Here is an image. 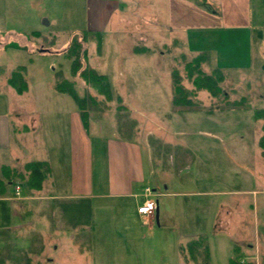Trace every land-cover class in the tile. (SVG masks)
Here are the masks:
<instances>
[{"label": "crops", "instance_id": "0c3cea01", "mask_svg": "<svg viewBox=\"0 0 264 264\" xmlns=\"http://www.w3.org/2000/svg\"><path fill=\"white\" fill-rule=\"evenodd\" d=\"M210 1L214 2L215 6L209 9L216 11V14L208 13L204 7L199 6V2L202 3V0H83L84 15L78 19L83 23V27L80 29H89L100 34L101 45L97 51L100 63L105 62L104 66L107 68L114 64L113 61H109L110 58L105 56L102 49L103 32L109 30L114 35L109 51L120 53L117 57V62H121L119 65L129 66L132 63L130 60L137 54L151 52L153 43L166 47L165 41H167L170 45L169 51L176 48L188 53L192 45L191 41L197 42L203 37L206 38L209 28H220V26L228 28L219 31L218 35L221 37L219 41L221 42L228 38L226 36L228 33H233L232 37H235L236 41H241L240 33L232 29L246 27V23L239 25L228 22L217 24L215 27L210 25L208 18L218 16L219 7L224 11L226 5H229L227 0ZM192 7L199 11V14L195 16V21L196 18L198 21L194 26L192 19H190L191 23L182 19V16H187V10L189 18H192ZM194 30L196 31L194 32ZM181 33L182 38H176V35ZM247 36H250V39H246ZM251 37L252 35H246V43L247 40L253 43ZM255 41L254 43H258L257 51L260 56L258 58L261 63L255 68H251L250 64L245 66L221 65L217 62L218 57L215 52L209 48L204 50L198 48L192 52H197L195 55L205 54V61L202 64L205 72L220 68L225 74L224 80L225 78L227 80L232 74L228 69H234L241 76L251 77L254 74L256 78H260V82H263L264 85V38ZM183 46L186 50L182 48ZM178 50L176 51L178 52ZM207 50L211 51L210 55L205 53ZM160 53L161 56L164 55L163 52ZM60 54L65 57L64 53ZM188 56L193 57L194 55ZM211 57H214L216 63L210 70H205L204 65ZM29 58L31 57L29 56ZM168 66L169 63L166 64L165 70ZM11 71L6 65L0 64V79L3 76V80L6 81ZM170 72L168 69L169 76ZM100 74H105L109 82V72ZM23 75L27 82V90L22 94H17L14 90L16 95H11L12 91L7 87V81L5 87L0 85V165H7L13 172H22L24 163L28 161H46L49 165V172L44 175L40 189H30L26 179L17 177L7 179L0 171V180L2 181V183L0 182V264H2L1 257L3 255H7V257L9 255H29L33 264H37L42 259L47 261L45 264H52L55 261L52 255L61 256L62 260H70L71 264H74V260H79L80 255H88L92 239L89 237V232H86L85 227L88 222L85 221L98 209L95 203L99 200L107 201L110 206L122 204V208L125 207L126 215L129 214L134 218V222H139L141 226H152L156 221L158 229L174 231V223L170 226L173 210L171 196L174 197V193L180 195V202L184 206V198L190 192L185 190L184 186H180L178 192L168 191L170 182L160 179L162 174L159 171V166L161 165L164 169L169 166L162 160V164H159V159H155L159 158L161 153L164 156L165 149L168 147H179L192 151L180 143L173 144V141L164 139L162 130L170 132V129H166L160 124L154 129L160 136L155 137L154 133H151L146 135L145 139L139 138L137 120L130 114V110L133 114H141L132 110L129 102L121 98V104H127L130 110H117L112 113V116L109 111L110 107L99 111L95 117L99 124V133L92 134L90 118L95 114L88 111V124L87 128H84L77 105L74 107L70 103L71 108L67 109L54 107L49 103V100L57 98V94L53 93L50 97L33 94L28 81V66H25ZM63 76L73 81L67 77L66 72H63ZM74 80L78 79L74 78ZM247 84L248 88L250 79ZM231 88L236 89L233 85ZM199 93L200 91L197 95L198 99ZM227 95L231 100L238 98L247 100L246 96L238 97L239 91L228 92ZM204 97V101L199 99L200 109L175 112L171 106L170 77L169 109L172 113H188L192 118L199 114V116L204 115L203 117L208 119V114H214V112H218L222 117L230 111L236 112L241 109L251 111L249 104L247 108L225 109L213 105L212 101L215 99L208 93ZM62 101L64 100L62 99ZM121 109H124V105ZM121 113L135 121V125L130 131L128 128H123L117 119V115ZM62 114L68 116L65 131L67 132L66 153L62 171L55 172V168L60 169V167L54 166L53 160L47 156L30 160L21 158L16 150L27 151L28 145L44 149L46 155L47 149H49L47 147L62 148L59 143L57 144L60 138L59 134L49 132L47 129L45 131L44 127L46 123H50L55 130L59 123L57 117ZM233 118L234 115L231 119L233 120ZM231 119L221 118L217 121L219 132L225 134H218V137L222 141L230 142L231 146L237 145L245 139L251 140L253 146H256L257 141L259 148L255 162L251 167L252 170L247 171L240 179L234 177V174L237 175V171L231 169V177L229 176L227 180L231 183L243 180L248 185L256 180L264 181V170L256 165L264 167V156L258 143L263 133L261 129L263 120L253 118L252 127H248L246 134H241L240 117L235 124L231 123ZM259 131L260 133H258ZM22 141H25L24 145L21 144ZM151 144L152 148H150ZM194 159L195 157H193L192 163ZM172 161L173 166L177 164L175 161H178V168L188 165L187 160H177L176 157ZM253 172L255 173L253 174ZM152 180L160 182L163 188L158 185H150ZM16 183L20 186L17 196L14 193ZM221 184L222 189L219 191L200 192L219 197L209 201V205L204 208L206 216L203 218L200 230H197L198 227L189 230L191 232L186 236H189V239L198 235L206 237L210 264H231L229 259L233 260L232 264H240L241 260L246 264H264V186L257 190H239L240 188H231L227 186L228 184ZM224 185L227 188H224ZM146 186H150L152 190L156 208L153 214L144 219L137 215L136 205L144 199L143 188ZM247 192L257 196L256 202L260 201L259 205L258 203L252 205V215L247 212L246 206L240 204V199L229 201L225 197L228 194L235 196ZM160 199L162 202L159 201ZM251 222L256 223V226L251 227ZM80 244L85 245L82 248V253L79 249ZM216 255H218L217 258ZM181 258L183 263L187 264L183 257Z\"/></svg>", "mask_w": 264, "mask_h": 264}, {"label": "rangeland", "instance_id": "374dc122", "mask_svg": "<svg viewBox=\"0 0 264 264\" xmlns=\"http://www.w3.org/2000/svg\"><path fill=\"white\" fill-rule=\"evenodd\" d=\"M227 1L229 5H226L224 11L219 7L218 16L208 18L209 24L215 27L217 24L228 22L239 25L246 23V27L231 28L240 33L239 36L242 42L236 41L235 37H232L233 33L226 34L228 38L221 42L218 33L228 28H222L221 26L220 28H209L206 38L203 37L204 39L202 38L197 42L191 41L192 45L188 53L179 51L176 48L169 51L170 45L167 41H165L166 47L153 43L151 52L137 54L130 60L132 63L125 66V64L119 65L121 62H117L120 53L109 51L114 35L107 30L102 35V49L105 56L107 55L110 58L109 61L114 62L110 68L104 66L105 62L100 63L95 43L89 42L86 44L88 65L98 73L109 72V84L113 95L112 101L109 102L111 116L117 110H130L125 103H123L124 109L119 108L118 105L122 104L117 97L128 101L132 110L134 109L135 112L141 114H133L130 110V114L137 120L139 138L145 139V136L151 133H154L155 137L160 136L154 130L160 124L162 127L170 129V132L162 130L164 139L173 141V144L180 143L192 151L183 150L179 147H168L165 149L166 154L164 156L160 152L159 158L156 157L155 159H159V164H162L163 161L169 166L167 169L162 168L161 165L159 166V171L162 174L160 179L170 182L168 191L178 192L180 186H184L190 194L185 196L184 206L180 202V195L174 193V197L171 196V199L173 198V210L170 226L174 223V231L171 229H158L156 221L153 222L152 226H141L139 222H134V218L129 214L126 215L125 207L122 208V204L120 206H110L107 201L99 200L95 203L98 209L93 212V215H89L85 221L88 222L85 227L86 232H89V237L92 239L90 252L88 255H80L79 260H74V264H185L182 261L181 252L185 249L186 240L189 239V236L186 235L191 232L189 230H194L197 227V230H200L203 225V218L206 216L204 208L209 205V201L219 197L200 192L219 191L222 189L221 183L228 184L227 186L231 188H240L239 190H257L264 186L262 180L253 181L249 185L243 180L233 183L227 180L229 176L231 177V169L237 171V175L234 174V177L240 179L247 171L252 170L251 167L255 162L259 147L257 141L256 146H253L249 139H245L237 145L234 144V146H231L230 142L222 141L218 134H225L219 132L220 128H218L219 124L217 123L221 118L230 120L234 115L231 123L235 124L240 117V133H247L248 127L251 128L253 123L252 109L264 107V85L263 82H260V78H256L254 74L251 77L241 76L234 69H228L232 74L227 80L225 78L222 85L223 89L229 93L239 91L238 97L246 96L251 111L243 109L236 112L230 111L222 117L218 112H214V114H208V119H206L203 117L204 115L199 116V114H196V117L192 118L191 114H175L169 109L170 76L168 69L171 71L172 68L176 67L180 70L184 61L192 58L188 55H195L197 52L192 51L198 50V48H201V50L211 49L218 57L217 62L224 66L250 64L251 68H255L261 64L258 58L260 57L257 51L258 43L254 42L264 38V0ZM199 4L208 13L216 14V11L209 9L215 6L214 2L202 0V3L199 2ZM186 14L187 16H182V19L185 22H190V19H192V25H196L198 18L195 21V16L199 14V11L192 7V18H189L188 10ZM83 15V0H0V64L6 65L11 70L19 65L28 66L30 91L35 95L39 94L41 97H50L53 93L57 94V98L49 100V103L57 108L67 109L71 108V104L74 107L77 105L71 96L54 89L53 71L57 70L62 71V73L66 72L67 77L73 80L74 88L79 96L90 93L98 98L102 97L82 81L74 80L75 77L71 76L69 72L71 59L66 55L62 57V54L54 52L67 44L70 31L83 27L82 20L78 19ZM32 31H39L40 35H32ZM248 34L252 35L251 41L253 43H250V40H247L246 43V39H250V36L245 39ZM176 38L181 39L182 33L177 34ZM12 41L25 48L18 49L4 46ZM182 48L185 49L184 46ZM43 49L47 50L42 51ZM209 50L205 52L207 55L211 54ZM160 52H163L164 55L161 56ZM214 61V57H211L204 65L205 70H210L213 64L216 63ZM168 63L169 66L165 70ZM3 78L2 76L0 79V85L5 87L6 81ZM249 79L250 84L247 88ZM184 84L189 85L186 80H184ZM232 85L236 89L233 90ZM7 87L11 89V95H16L12 87L9 85ZM205 94L207 95L205 91H200L199 99L204 101ZM68 101L70 102L68 103ZM88 111L95 114L90 118L91 133L98 134L99 124L95 117L96 114H99V111ZM66 115L62 114L57 117L59 123L55 130L50 123L44 125L45 131L47 129L49 132L59 134L60 138L57 144L61 145V149H56L55 146L47 147L49 149H47L48 153L46 155L44 149L28 145L27 151L16 150L19 156L27 160L47 156L53 160L54 166L60 167V169L55 168V172H61L66 153L67 132L65 131L68 117ZM21 144L24 145L25 141H22ZM150 148H152V144ZM174 157L177 160H187L188 165L181 167L183 168L181 169L178 168V161H175L177 164L173 166L172 159ZM193 157L195 159L192 163ZM145 163L147 164L146 161ZM256 165L264 170L263 165ZM147 174L149 175L148 171ZM150 185H158V187L163 188L160 182L157 183L154 180L150 181ZM227 186L224 185V188H227ZM225 197L229 201L240 199V204L246 206L247 212L251 215L252 205L260 204L259 200L256 202L257 196L252 195L251 192L235 196L228 194ZM159 201L162 202V199ZM250 225L251 227L256 226V223L251 222ZM84 247L85 245H79L81 253ZM33 256L35 257V255ZM52 257L55 260L52 264L72 263L70 260H62L61 256L52 255ZM1 262L2 264H33L29 255H9V257L3 255ZM41 263L45 264L47 261L42 259L37 264Z\"/></svg>", "mask_w": 264, "mask_h": 264}, {"label": "trees", "instance_id": "16d2710c", "mask_svg": "<svg viewBox=\"0 0 264 264\" xmlns=\"http://www.w3.org/2000/svg\"><path fill=\"white\" fill-rule=\"evenodd\" d=\"M32 35L39 36L38 31H32ZM93 41L96 43L97 51L100 49V34L89 29H77L68 33L67 44L58 49L57 52L64 53L71 59L69 72L71 76L82 81L88 87H91L94 92L101 95L98 98L90 93L79 96L74 88V82L66 79L62 71L54 72V89L58 92L68 94L72 97L80 110L79 114L84 128H87L88 110L103 111L110 107V101L113 95L110 89L108 78L105 74L98 73L94 68L87 63V51L85 45ZM8 47L25 48L16 42H8ZM6 48V47H5ZM47 49L43 50L46 51ZM39 52V51H38ZM205 61V54L199 53L194 55L191 59L185 60L182 68H172L170 72L171 77V106L175 112H184L187 110L200 109V101L197 98L199 91H206L215 100L213 105L220 108H247L248 103L244 98L230 99L227 91L223 89L222 82L225 74L220 68H214L210 72L203 70L202 64ZM25 66L19 65L15 67L7 77V84L10 85L17 94H22L27 90V82L23 73ZM186 80L189 85L184 84ZM120 102V98H118ZM121 108V105H118ZM253 118L255 120H263L261 129L263 131L259 138V146L264 156V108L253 109ZM117 119L121 125L129 131L134 127L135 121L129 119L126 114L117 115ZM129 125V126H128ZM0 171L4 177L10 179L17 177L19 179H26L30 189H40L44 175L49 172V165L46 161H28L23 165L22 172H13L7 165H0ZM2 183V181L0 180ZM181 255L187 264H210L209 250L207 240L204 235L186 240L185 249L182 250ZM233 260L229 259L232 264Z\"/></svg>", "mask_w": 264, "mask_h": 264}, {"label": "built area", "instance_id": "2783aa9c", "mask_svg": "<svg viewBox=\"0 0 264 264\" xmlns=\"http://www.w3.org/2000/svg\"><path fill=\"white\" fill-rule=\"evenodd\" d=\"M19 191H20V187L18 184H16L14 186V193L16 196L19 195ZM143 194H144V199L136 205V213L138 214V216L146 219L151 214H153L154 209L156 207V203L153 198L152 190L149 186L143 188ZM241 264H245V263L241 262Z\"/></svg>", "mask_w": 264, "mask_h": 264}]
</instances>
